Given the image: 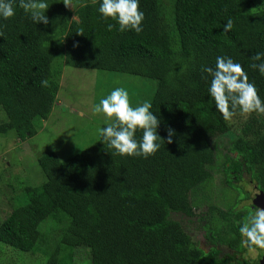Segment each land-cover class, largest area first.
I'll return each mask as SVG.
<instances>
[{
  "label": "trees",
  "instance_id": "16d2710c",
  "mask_svg": "<svg viewBox=\"0 0 264 264\" xmlns=\"http://www.w3.org/2000/svg\"><path fill=\"white\" fill-rule=\"evenodd\" d=\"M47 3V25L33 22L19 0L14 16L0 17V108L7 114L0 132L14 130L21 140L36 134V119L55 107L66 64L156 80L150 111L165 141L147 158L116 154L101 136L66 159L55 151L41 155L46 180L25 186L27 201L2 219L0 241L27 252L45 244L44 264H72L79 247L88 249L91 264H264L262 249L246 246L239 231L255 206L237 208L250 195L246 178L264 194V114L243 120L237 111L224 120L209 94L212 78L201 72L215 68L218 56L231 57L264 101V75L250 67L251 57L264 53V0H174L170 24L160 0H139L145 14L139 34L121 32L117 20L105 18L102 0H72L74 8L63 0ZM229 18L234 27L225 32ZM44 79L50 87L41 85ZM227 131L236 136L223 165L225 184L239 195L233 205L215 203L201 217L212 243L204 247L172 214H194L190 195L212 178L213 139ZM142 135L138 129L135 139ZM48 218L54 221L44 230Z\"/></svg>",
  "mask_w": 264,
  "mask_h": 264
},
{
  "label": "rangeland",
  "instance_id": "374dc122",
  "mask_svg": "<svg viewBox=\"0 0 264 264\" xmlns=\"http://www.w3.org/2000/svg\"><path fill=\"white\" fill-rule=\"evenodd\" d=\"M160 4L162 15L170 24L174 15V0H160ZM63 69L55 107L48 118L36 119V134L21 140L14 130L0 132V222L11 212L12 207L26 203L25 186H40L46 180L38 162L41 155L55 151L61 159H66L98 140L99 130L104 124L111 122L103 113L97 114L93 111L102 98H106L116 88H124L129 92L132 106L136 107L144 101L150 102L156 89V80L141 75L76 68L66 64ZM239 117L244 120L245 114ZM6 120L7 114L0 108V124ZM235 136L236 132L227 131L213 139L218 151L216 166L212 178L190 195L194 214H172L173 218L181 221L193 240L202 246L207 245V238L206 231L201 226V217L215 203L233 205L239 195L237 190L226 186L223 172L226 153ZM247 179L242 183L250 195L239 202L237 208L245 210L244 204L255 206V209L262 208L264 197L261 191L259 192L253 181ZM224 188L225 198L222 194ZM50 220L53 223L54 219L48 218L41 224L44 230L48 229ZM47 250L43 244L41 249L34 252L20 251L0 241V264H44ZM256 253L254 251L252 257L255 258ZM72 264H91L88 249L76 248Z\"/></svg>",
  "mask_w": 264,
  "mask_h": 264
},
{
  "label": "clouds",
  "instance_id": "9594fccd",
  "mask_svg": "<svg viewBox=\"0 0 264 264\" xmlns=\"http://www.w3.org/2000/svg\"><path fill=\"white\" fill-rule=\"evenodd\" d=\"M66 7L74 8L72 0H63ZM14 0H0V17L8 19L15 15ZM19 7L35 23H49L46 12L49 8L47 0H19ZM99 12L105 18L111 17L118 21L121 32L134 30L137 34L143 31L142 22L145 14L140 10L139 0H102ZM115 25L108 24L109 31ZM231 18L224 25V31L233 29ZM82 34V33H81ZM253 69H258L264 75V53L257 52L251 57ZM183 71V69H182ZM202 78L211 76L209 94L215 101L216 109L222 114L224 120L230 121L237 111L241 114H264V101L258 94L257 87L249 81L243 66L233 61L231 57L218 56L215 68L202 66ZM207 73V75H203ZM45 88L50 87L47 79L41 81ZM152 104L144 101L143 104L133 107L129 92L124 88H116L100 103L95 105L93 111L103 113L111 121L106 127L99 130L104 144L114 148L116 154L127 156H143L147 158L160 149L165 141L157 129L160 119L150 111ZM115 118L114 120L112 118ZM143 131L142 140L135 139L137 130ZM174 129H168L167 143L173 142ZM239 231L248 247L264 249V208L257 207L254 213H249L247 220L240 226Z\"/></svg>",
  "mask_w": 264,
  "mask_h": 264
},
{
  "label": "flooded vegetation",
  "instance_id": "af4514ba",
  "mask_svg": "<svg viewBox=\"0 0 264 264\" xmlns=\"http://www.w3.org/2000/svg\"><path fill=\"white\" fill-rule=\"evenodd\" d=\"M259 192H260V191H259ZM262 195H263V197H264V194H262ZM263 201H264V199H263ZM262 208H264V202H263ZM206 243H207L206 246H208V247L212 245V243L209 242L208 240H207ZM206 246H204V247H206ZM226 251H230V253H233V254L237 252L236 250H233V249H231V248H230L229 250L226 248ZM260 252H261V250H260ZM263 252H264V249H262V254H263Z\"/></svg>",
  "mask_w": 264,
  "mask_h": 264
},
{
  "label": "water",
  "instance_id": "95a60500",
  "mask_svg": "<svg viewBox=\"0 0 264 264\" xmlns=\"http://www.w3.org/2000/svg\"><path fill=\"white\" fill-rule=\"evenodd\" d=\"M263 257H264V252H263Z\"/></svg>",
  "mask_w": 264,
  "mask_h": 264
}]
</instances>
